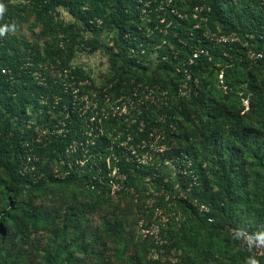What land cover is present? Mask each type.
Returning <instances> with one entry per match:
<instances>
[{
    "label": "trees",
    "instance_id": "trees-1",
    "mask_svg": "<svg viewBox=\"0 0 264 264\" xmlns=\"http://www.w3.org/2000/svg\"><path fill=\"white\" fill-rule=\"evenodd\" d=\"M179 2L180 0H177V3ZM195 2L210 3L212 10L209 14V25L215 31L219 29L220 25L224 32L239 33L242 40L248 33L253 34L254 40L251 41L255 44V52H264V14L261 9L256 10V14H254L251 5L252 3H264V0H195ZM0 3L6 7L5 13L0 17V27L15 24L17 30L15 9L31 11L38 19L45 21V25L50 26V22L54 19L53 12L62 7L68 9L77 22L63 25L61 30L66 35L64 41L67 48L61 45H50L43 48L12 31L0 36V165L4 167V172L7 175V180H0L5 185L0 190V245L7 251V255L17 252L13 264H33L34 256L31 258L30 253L27 254L25 250L28 246L36 244V239H33L30 234V226L40 223L42 228L52 230L53 235H58L59 227L56 221L61 219L64 227H69L71 223H74V228L79 231L73 245L78 244L81 252L94 254L100 264H104L106 257L100 247H96L100 245L99 241L95 240L93 244L88 243L85 233L82 231V210L75 195L64 196L63 202H60L58 207H52L48 204L49 202L40 201L39 195L32 194L33 190L43 189L45 183L80 185L86 190L89 189L85 187L84 176L73 175L63 180L54 178L51 173L50 160L44 161L43 152L48 149L47 146L52 144L56 147L64 146L66 139L48 138L39 145L34 144L36 153L42 161L39 169L40 175L45 173L43 177L39 179L38 175L34 177L33 174L21 173V163L25 156L24 143H31L32 140L27 133L33 135L36 131L34 127H30L29 130L24 122L32 118L31 112H37L40 109L48 110V106L41 103L42 100L52 103L55 96H64L60 79L49 78V75H46L45 69L48 64L53 67L52 69H62V71L68 69L76 77L90 79L82 76V71L78 66L70 64L78 51L92 54L103 49L114 65L118 63L117 56L125 57L126 48L122 39L126 33L133 30V24L138 20L139 0H24L20 6L11 5L8 0H0ZM233 12L236 13L240 21L237 24H234L235 21L234 23L229 22ZM247 19L250 21L247 22ZM102 30L117 31V36L112 37V46H108L96 38L82 36L84 31ZM183 35L185 37V34ZM117 47L121 50L119 54L114 52ZM223 48L231 56L233 55L232 57L239 55L246 58L243 51L248 48H243L240 43L231 46L219 45V50ZM209 49L211 52L212 49ZM219 57L221 60L228 61V58L220 52ZM207 61L208 59L205 58L200 68ZM251 65L257 70L264 67V55L260 59L253 60ZM2 69L11 70V75L3 74ZM117 69L124 70L119 67ZM197 69L199 68L194 70L195 77ZM38 72H41V77L44 78L41 82L35 76ZM250 76L252 79L250 88L253 90L255 98L260 100L263 97V91L256 82L257 73H250ZM152 79L154 81V78ZM189 102L210 107L208 108V119L198 132L192 131L186 135V142L191 151L182 148V146L174 147L171 137H175V134L171 133L168 142L172 146V151L167 153L165 159H171L176 164L177 156L182 155L181 158H184V155H188L194 170L197 166L202 168L203 163H206L207 167L211 165L205 178L200 180L202 188L205 191L210 190L211 185L215 183L214 180L218 179L219 191L214 200L212 198L205 199L202 196L203 203L209 209L205 216L206 221L208 216L227 217V222L222 227H225V232L241 245L240 241L230 234V228L248 230L252 234L262 235L257 228H250L235 221L237 215L234 206L241 202L246 207L261 209L256 218L264 224V190L260 192L248 190L252 183L253 165H259L258 167L264 170V121L255 124H246L242 118L235 121L236 112L230 105L229 98L218 100L214 95L206 94L205 85L199 89L197 96L175 101L172 108L165 110L167 117L163 125L166 131L170 124H173V127L180 126L179 117H183L187 121L190 120L188 105L185 106V103ZM251 105L254 109V104ZM45 114L48 121L50 115H47V112ZM20 124L25 125V134H20L18 127ZM169 134L167 131V135ZM198 144H202L203 152L202 160L196 165L199 154L194 150ZM209 147L212 148L207 152ZM254 147H256L257 154L252 156L250 150ZM142 171H139L140 174ZM255 174H259L257 169ZM163 178L162 175L156 182L159 184ZM130 184L133 186L132 178ZM242 194H247V198L242 199ZM97 195L106 198L105 195ZM94 207L91 209L94 210ZM241 248L246 255L253 256L242 245ZM253 257L252 264H264V258ZM75 260L78 262L76 264H87L85 257Z\"/></svg>",
    "mask_w": 264,
    "mask_h": 264
},
{
    "label": "rangeland",
    "instance_id": "rangeland-1",
    "mask_svg": "<svg viewBox=\"0 0 264 264\" xmlns=\"http://www.w3.org/2000/svg\"><path fill=\"white\" fill-rule=\"evenodd\" d=\"M8 1L15 6L24 3V0ZM251 5L254 14L260 9L264 14V3H252ZM231 15L229 22L234 23L235 21L234 24L240 22L236 13L233 12ZM14 16L17 19L16 34L43 48L50 45H61L67 48L64 41L66 35L61 30L63 25L77 23L68 9L62 7L53 12L54 19L50 22V26L45 25V21L38 19L31 11L15 9ZM249 21L250 19H247V22ZM221 33L230 34V32H224L219 25V34ZM235 33L239 38L241 37L239 33ZM117 34L114 30L82 32V36L96 38L108 46L112 44V37ZM244 38V40L240 38L239 43L243 48H248L243 51L245 59L244 56L239 55L232 57L233 55L225 51L226 46H223L222 50L216 47L210 52L211 59L203 64L202 68L199 67L196 70L195 85L198 89L206 85V94H212L218 100L228 97L230 105L236 112L235 121L242 118L246 124H255L264 121V67L257 70L251 65L255 60L252 53H257L254 49L255 44L251 41L254 40V35L248 33ZM147 39L148 42H154L158 46L164 36L157 37V34H148ZM165 39L170 41L167 37ZM77 50L80 49L77 48ZM152 50L150 48L145 66L140 65V68L135 69L125 62L121 67L124 69V77L135 78L142 83H151L154 78L155 82L170 89L174 100H179L181 96L177 90H179L180 71L173 77L170 71L177 66L164 62L159 63L157 51L151 53ZM219 52L228 58V61L221 60ZM261 53L264 55V52ZM71 63L81 69L83 77H89L94 84L104 87L116 85L114 82L117 80L116 73L119 71L117 68L122 66L120 62L114 65L103 49L92 54L78 51ZM52 68L48 64L45 69L46 75H49V78H58L62 69ZM250 73H257L256 82L263 91V97L260 100L255 98L250 88V82H252ZM35 76L40 82L44 80L37 74ZM189 103H185V106L188 105L190 120L179 117L180 126L173 127V124L172 127L169 126L167 131L170 134L166 136L169 138L171 133L175 134V137H171L173 146H182L191 151L186 142V135L200 130L208 119V108L210 107ZM158 109L161 110V108ZM40 112V110L31 112L32 118L24 122L29 130L30 127L50 128L55 121L57 123L60 121L59 114L53 115L47 121L46 114L41 115ZM155 113L159 115V111ZM24 126L23 124L18 126L20 134L26 133ZM27 135L34 138L36 132L33 135L29 133ZM47 147L48 149L43 152L44 161L52 162L56 151L62 146L56 147L52 144ZM211 148L209 147L207 152ZM255 148L250 150L252 156L257 154ZM194 151L199 154L196 159L197 165L202 160V144H198ZM4 162L6 164V161ZM253 166L252 183L248 190L260 192L264 190V170L260 169L259 165ZM209 167L203 163L202 168L199 166L195 170L192 168V174L188 173L187 176L181 177L176 170V165L165 161L160 171L164 178L159 184L152 179L151 170H144L141 174L139 171H134L131 175L134 193L126 192L116 198L99 197L98 193L86 190L80 185H59L57 183H45L43 189L33 190L32 194L39 195L40 201L45 200L52 207H58L59 203L63 202L64 196L75 195L82 210V231L88 243L93 244L95 240L99 241L100 245L96 247H100L106 257L104 264H220L222 262L252 264L254 257L246 255L241 245L225 232V227H222L227 222V217L208 216L206 221L208 207L203 203L202 196L205 199L214 200L219 191L218 179L214 180L215 183L211 185L210 190L205 191L202 188L200 180L205 178ZM256 169L259 172L258 175L255 174ZM208 176L211 177V175ZM0 180H7L2 165H0ZM1 181L0 190L5 187ZM245 198L247 194H242V199ZM136 199L138 202H135ZM93 206H95L94 210L91 209ZM260 210L246 207L238 202L234 206L237 215L235 221L250 228H257L263 235L264 224L256 218ZM56 224L59 227L58 235H53L52 230L42 228L40 223L30 226V234L33 239H36V244L28 246L25 250L27 254L30 253L31 258L34 256L33 264H76L78 262L75 259L81 257H85L87 264H100L94 254H85L80 251L78 244L73 245L74 239L79 234V231L74 228V223H71L69 227H64L60 219L56 221ZM16 255L17 252L7 255V251L0 245V264H13Z\"/></svg>",
    "mask_w": 264,
    "mask_h": 264
},
{
    "label": "built area",
    "instance_id": "built-area-1",
    "mask_svg": "<svg viewBox=\"0 0 264 264\" xmlns=\"http://www.w3.org/2000/svg\"><path fill=\"white\" fill-rule=\"evenodd\" d=\"M211 10L210 3H196L195 0H180L179 3L177 0H139L138 20L122 39L126 55L117 56L122 65L119 68L125 62L135 69L145 66L152 48L151 53L157 51L159 63L180 68L170 71L173 77L180 71L179 100L197 96L199 89L195 85L194 70L205 58L211 59L209 48L231 46L240 41L235 32L219 34V29L215 31L209 25ZM148 34L164 36V39L157 46L148 42ZM120 51L119 47L114 50L117 54ZM252 57L260 59L263 54L252 53ZM2 73L11 75V70L2 69ZM36 74L41 77L42 73ZM120 76L124 77L122 69L116 73V85L104 87L91 79L76 77L71 70H63L58 78L64 96H55L52 103L42 100L48 110L40 109L41 115L46 112L50 115L49 119L59 114L60 121H55L50 128L36 129L31 143H24L21 173L38 175L39 179L45 175L44 172L40 175L42 161L34 144L53 137L66 139L51 162L53 177L63 180L73 175L84 176L87 189L111 198L134 193L130 184L134 171L151 170L152 179L158 180L163 162L175 164L165 159L172 146L163 124L167 117L165 110L178 100H174L169 88L158 82L142 83ZM155 111H159V115ZM176 162L181 177L192 174V162L187 156L177 158ZM229 232L251 255L264 258V235L237 228H230Z\"/></svg>",
    "mask_w": 264,
    "mask_h": 264
},
{
    "label": "clouds",
    "instance_id": "clouds-1",
    "mask_svg": "<svg viewBox=\"0 0 264 264\" xmlns=\"http://www.w3.org/2000/svg\"><path fill=\"white\" fill-rule=\"evenodd\" d=\"M6 11V7L3 3H0V17L3 16V14ZM16 30V25H5L4 27H0V36H4L6 33H8L9 31L15 32Z\"/></svg>",
    "mask_w": 264,
    "mask_h": 264
}]
</instances>
